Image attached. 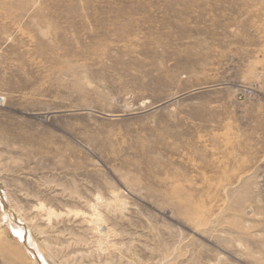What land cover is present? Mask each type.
<instances>
[{"label": "rangeland", "instance_id": "1", "mask_svg": "<svg viewBox=\"0 0 264 264\" xmlns=\"http://www.w3.org/2000/svg\"><path fill=\"white\" fill-rule=\"evenodd\" d=\"M38 255L264 264V0H0V264Z\"/></svg>", "mask_w": 264, "mask_h": 264}, {"label": "bare ground", "instance_id": "2", "mask_svg": "<svg viewBox=\"0 0 264 264\" xmlns=\"http://www.w3.org/2000/svg\"><path fill=\"white\" fill-rule=\"evenodd\" d=\"M14 230L16 234L24 241V243L28 246L31 247L32 249L35 248V242L32 240V238L28 237L26 240V230L25 228L21 225L18 224L17 222L14 223ZM36 258L40 261L41 264H45L44 261L41 259V257L38 255Z\"/></svg>", "mask_w": 264, "mask_h": 264}]
</instances>
